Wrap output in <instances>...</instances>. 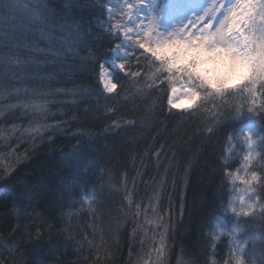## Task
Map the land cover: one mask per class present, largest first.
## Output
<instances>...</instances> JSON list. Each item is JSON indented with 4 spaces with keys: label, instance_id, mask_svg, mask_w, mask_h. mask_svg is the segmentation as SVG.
<instances>
[{
    "label": "trees",
    "instance_id": "obj_1",
    "mask_svg": "<svg viewBox=\"0 0 264 264\" xmlns=\"http://www.w3.org/2000/svg\"><path fill=\"white\" fill-rule=\"evenodd\" d=\"M45 2L59 8L64 0ZM106 19L103 5L77 14L91 42L82 55L95 59L90 71L73 79L95 89L90 98L53 96L52 88L35 84L0 89V264H158V251L159 264H228L230 252L235 264L234 225L241 227L247 264H264V219L259 209L242 221L230 218L225 173L243 163L247 124L258 127L256 149L264 159V116L245 112L207 130L214 101L238 105L264 90V81L210 99L195 112L169 111L167 86L149 78L147 61L129 54L125 72H114L118 90L107 94L101 67L121 39L108 37ZM261 44L264 9L251 40L252 48ZM21 87L37 92L24 96L16 91ZM29 104L46 111L21 107ZM230 133L233 154L225 153ZM221 218L228 221L218 237Z\"/></svg>",
    "mask_w": 264,
    "mask_h": 264
},
{
    "label": "snow or ice",
    "instance_id": "obj_2",
    "mask_svg": "<svg viewBox=\"0 0 264 264\" xmlns=\"http://www.w3.org/2000/svg\"><path fill=\"white\" fill-rule=\"evenodd\" d=\"M253 2L257 6L264 4V0H253ZM243 3L244 0H240V3L235 0L229 6L228 0H210L204 13L179 31L190 33L195 30L207 34H217L231 22L233 14L240 10ZM144 4L145 0H118L117 5H112L108 0H90V2L89 0H64V3L57 8L49 6L45 0H12L11 3L8 0H3L0 2V20H2L0 23V89H3L5 85L14 87L16 84L21 86L35 84L52 88L53 96L73 95L79 99L90 98L95 94V89L86 83L76 85L73 79L75 76H82L84 72L90 71L92 61L95 59L91 55H82L91 42L82 26L77 22V14L82 8L103 5L111 17L120 21L115 27L122 30L123 40L116 45L117 52L123 48L126 50L125 59L131 53L132 59L146 62V56L137 42L144 36L160 31L154 18L149 19L145 15L141 16L140 9ZM68 12H72V16H68ZM245 22H247V18ZM106 34L109 38H113L111 25ZM134 37H138V39H134ZM114 38L120 40L121 32L117 31ZM136 52H139V56L136 55ZM120 67L126 69L127 65L121 62ZM100 75H103L107 81L109 75L107 70H104ZM66 83H73L74 88L65 90L63 87H55ZM111 83L113 86L109 87L107 91L114 94L118 90L119 84L114 82V79ZM16 91L27 96L29 92L35 94L37 89L33 87L25 90L21 87ZM13 98L18 99L19 97L14 96ZM21 107H31L41 112L46 111V106L42 104L21 105ZM208 112L211 119L207 130L210 133L224 120L241 116L245 112L264 116V90L255 89L250 98L243 99L238 105L230 106L226 99L214 101ZM233 112L235 116H233ZM2 114L0 112V115ZM22 115H27V112ZM58 125L59 123L46 125V127L54 128ZM159 155L158 153L157 156L159 157ZM157 163L159 164L160 161L158 160ZM13 171L10 168L5 177L11 175ZM29 190L26 185L23 193L27 194ZM128 202L132 203L130 196ZM259 214L260 218L264 219V206H261ZM229 235L234 238L233 234ZM161 244H163V240ZM244 252V246L235 248V264H240L241 257L244 258ZM160 254L161 252L158 251V264ZM232 259L230 252L228 264H232Z\"/></svg>",
    "mask_w": 264,
    "mask_h": 264
},
{
    "label": "clouds",
    "instance_id": "obj_3",
    "mask_svg": "<svg viewBox=\"0 0 264 264\" xmlns=\"http://www.w3.org/2000/svg\"><path fill=\"white\" fill-rule=\"evenodd\" d=\"M260 9H264V4L257 6L253 0H244L231 22L217 34L159 32L137 42L153 69L150 79L155 78L167 86L169 111L195 112L210 99L247 91L248 85L264 81V44L245 51L229 39L234 29L242 30L241 22L247 18L251 23ZM181 87L187 92L178 96ZM260 139L251 132H244L241 135L246 147L243 163L234 171H225L230 185L226 208L236 221L254 216L257 209L260 212L264 206L260 199L264 192V159L256 149ZM232 140L230 133L225 148L227 154H233ZM221 159L228 164L226 156ZM240 231L241 227L234 225L231 234L235 236ZM240 264H247V261L241 257Z\"/></svg>",
    "mask_w": 264,
    "mask_h": 264
},
{
    "label": "rangeland",
    "instance_id": "obj_4",
    "mask_svg": "<svg viewBox=\"0 0 264 264\" xmlns=\"http://www.w3.org/2000/svg\"><path fill=\"white\" fill-rule=\"evenodd\" d=\"M109 3L112 5H117L118 0H108ZM235 0H228L229 6L234 3ZM210 0H168L167 3L162 5L160 1L158 0H145V4L141 11V16L143 15L147 16L149 19H155L157 27L161 33L168 34V33H174L179 32L180 29L184 28L189 22L195 21V18L197 16H200L204 13L205 9L209 6ZM262 9L258 11L256 15L252 17L251 23L249 22H241V28L240 29H234L233 32L230 34V42L236 44L238 47H240L242 50H248L252 48L251 40L253 35V26L255 19L259 16ZM147 23V21H144ZM117 23H120L116 18L111 17L110 14L107 12V19L105 21V26L108 29L109 26H112V32L115 35L117 31L121 32V41L123 40V34L122 30L116 29L115 25ZM243 25V26H242ZM190 33L195 34L199 33L200 35H205L207 33L203 32H197L195 30H192ZM189 34V33H184ZM134 39H138V37H134ZM125 49H121L119 52H117L116 48L112 53V58L108 61H106L102 67L100 73H102L104 70H107L109 73L107 77V81H105V78L103 75H100V83L107 94H112L107 91L109 87H112V79L114 76L115 71H121L125 72V68H121V62L124 64H127V59H125ZM131 54V53H129ZM129 57V56H128ZM187 92V89L184 87L178 88L177 95L185 94ZM245 130L247 132H251L253 135L257 136L259 130L258 127L254 124H247L245 127ZM228 214L231 217H234L233 214H231L228 211ZM228 220L226 218H221L218 221V237L225 234V231L223 230V225ZM222 226V227H221ZM232 236V235H231ZM232 240L234 241V247L233 250L235 252V248L237 246H242L240 243V240L238 239V234H236ZM5 248V247H4ZM0 249H2L0 245ZM178 264H187L182 259L179 260Z\"/></svg>",
    "mask_w": 264,
    "mask_h": 264
}]
</instances>
